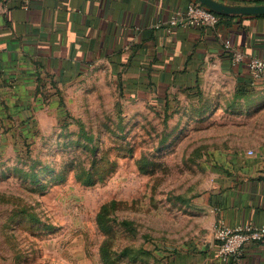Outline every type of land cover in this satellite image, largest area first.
I'll list each match as a JSON object with an SVG mask.
<instances>
[{"label":"rangeland","instance_id":"rangeland-1","mask_svg":"<svg viewBox=\"0 0 264 264\" xmlns=\"http://www.w3.org/2000/svg\"><path fill=\"white\" fill-rule=\"evenodd\" d=\"M58 92L0 148V264H196V200L239 116L206 91L136 98L103 68Z\"/></svg>","mask_w":264,"mask_h":264},{"label":"crops","instance_id":"crops-1","mask_svg":"<svg viewBox=\"0 0 264 264\" xmlns=\"http://www.w3.org/2000/svg\"><path fill=\"white\" fill-rule=\"evenodd\" d=\"M189 1L0 0V148L25 117L92 68L108 70L124 93L163 105L206 91L239 122L225 128L227 150L196 200L209 234L196 264H264V240L221 262L213 238L219 223L264 224V81L251 86L246 63L234 66L230 59L234 50L264 58V15L225 16L213 26L169 25ZM190 259L181 256L177 264Z\"/></svg>","mask_w":264,"mask_h":264},{"label":"built area","instance_id":"built-area-1","mask_svg":"<svg viewBox=\"0 0 264 264\" xmlns=\"http://www.w3.org/2000/svg\"><path fill=\"white\" fill-rule=\"evenodd\" d=\"M217 15L202 6L195 0L187 3L182 12H175L170 20L171 26H213L217 23ZM226 48L228 46L226 45ZM231 64L236 66L241 62H245L251 84L256 86L264 81V58L258 56H247L241 51H231ZM252 151L248 150L247 154ZM215 241L214 257L221 262L236 256L243 245L248 243H257L264 240V224L262 225H238L228 227L223 223H219L213 232Z\"/></svg>","mask_w":264,"mask_h":264},{"label":"water","instance_id":"water-1","mask_svg":"<svg viewBox=\"0 0 264 264\" xmlns=\"http://www.w3.org/2000/svg\"><path fill=\"white\" fill-rule=\"evenodd\" d=\"M210 11L223 16L264 15V4H227L218 0H196Z\"/></svg>","mask_w":264,"mask_h":264},{"label":"trees","instance_id":"trees-1","mask_svg":"<svg viewBox=\"0 0 264 264\" xmlns=\"http://www.w3.org/2000/svg\"><path fill=\"white\" fill-rule=\"evenodd\" d=\"M217 15V17L219 18V19H221V18H227V17H225V16H222V15H218V14H216ZM250 80V83H251V79H249ZM251 86H253L252 84H251ZM168 105V103H165L164 104V106L166 107ZM85 182H86V184H91L92 183V180H91V178H90V176H88V178L85 180Z\"/></svg>","mask_w":264,"mask_h":264}]
</instances>
